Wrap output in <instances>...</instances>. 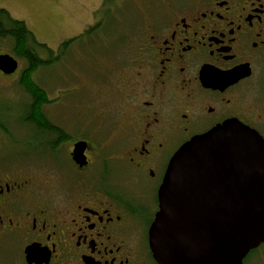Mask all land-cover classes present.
<instances>
[{"label": "flooded vegetation", "instance_id": "1", "mask_svg": "<svg viewBox=\"0 0 264 264\" xmlns=\"http://www.w3.org/2000/svg\"><path fill=\"white\" fill-rule=\"evenodd\" d=\"M160 3L134 23L123 15L122 29L101 10L95 29L82 31L114 48L138 41L113 60L112 113L41 114L61 139L20 111L43 144L12 161L0 156V264H160L150 231L174 152L227 121L264 139V0ZM20 71L0 76L19 82ZM45 136L58 148L45 149ZM83 140L81 164L74 144ZM241 264H264V242Z\"/></svg>", "mask_w": 264, "mask_h": 264}, {"label": "water", "instance_id": "2", "mask_svg": "<svg viewBox=\"0 0 264 264\" xmlns=\"http://www.w3.org/2000/svg\"><path fill=\"white\" fill-rule=\"evenodd\" d=\"M18 60L0 53V70ZM86 141L75 143V159ZM150 231L160 264H241L264 242V139L241 122L194 135L171 157Z\"/></svg>", "mask_w": 264, "mask_h": 264}, {"label": "rangeland", "instance_id": "3", "mask_svg": "<svg viewBox=\"0 0 264 264\" xmlns=\"http://www.w3.org/2000/svg\"><path fill=\"white\" fill-rule=\"evenodd\" d=\"M102 2L103 0H0V5L9 10L13 17L25 20L30 30L36 33L39 42L47 43L56 51L60 43L78 36L100 15L101 12L97 13L95 10L99 9ZM160 4V0H113L109 3V9L112 6L115 16L112 27L122 29L125 24L119 20L122 21L123 15H127L132 22L136 19L142 20V12L152 13ZM104 6L107 11L106 5ZM119 13L122 17L117 15ZM135 32L133 30V35ZM102 38L96 40L94 45L91 33L76 39L63 50L64 56L53 61L50 67H41L33 73L34 81L46 90L47 97L50 98L47 105L42 106L44 113L55 114L82 109H107L111 113L114 111V96L107 90V82L113 77V60L118 59L120 62L128 51L134 49L138 41L134 37L131 38L134 40H126L123 44L116 43L114 48L111 44H105ZM0 45L4 44L0 42ZM39 52L46 58L47 52ZM19 65L24 69L26 63L19 60ZM122 68L119 66L120 70ZM16 80L18 79L10 80L0 76V117L6 124L5 127L0 126V156L9 161L22 157L24 151L32 150L25 141L35 133L26 129L18 120L20 111L26 110L30 98ZM59 86L63 89L64 97L57 100L55 96ZM116 131L117 128L111 129L109 135H116Z\"/></svg>", "mask_w": 264, "mask_h": 264}, {"label": "trees", "instance_id": "4", "mask_svg": "<svg viewBox=\"0 0 264 264\" xmlns=\"http://www.w3.org/2000/svg\"><path fill=\"white\" fill-rule=\"evenodd\" d=\"M105 12L107 15L111 14L113 12L112 7L111 9L108 8L107 11L105 10ZM111 16L112 19H115L113 13ZM89 29L92 31L95 29V27L90 26ZM91 35L94 39L93 45L95 44L96 40H99L102 37L92 33ZM76 39H79V35L75 38L69 39L68 41L62 42L57 48L55 54L54 50L47 44L38 41L35 33L30 30L25 20H19L13 17L9 10L0 6V42L4 44L0 45V52L8 51L26 63V66L20 73L21 79L19 81V84H21L23 90L28 93L30 98V101L26 105V110H23L25 120H31L34 126H38V124L43 123L45 127L58 132L61 139L64 138L62 132L50 126L47 121H42V119H40V115L44 114V109L42 106L47 104L50 98L47 97L46 90H44L37 84V82L34 81L33 73H35L39 67H47L48 65H51L53 61L64 56L63 50H65ZM40 50H44L48 53L46 58L41 55L39 52ZM0 123V126L5 127L6 124L1 121V117ZM40 130L44 133H48V130L42 127ZM34 132L35 133L32 135V137L28 138V140L25 142L27 146L32 148V150H39L43 143L40 141L41 137L38 136L37 131L34 130ZM44 141L45 149L58 148L60 145L59 142H56V140H51L50 143L52 146L49 147L47 143V136H45Z\"/></svg>", "mask_w": 264, "mask_h": 264}]
</instances>
